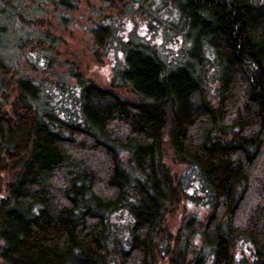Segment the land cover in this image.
Masks as SVG:
<instances>
[{"label":"trees","instance_id":"1","mask_svg":"<svg viewBox=\"0 0 264 264\" xmlns=\"http://www.w3.org/2000/svg\"><path fill=\"white\" fill-rule=\"evenodd\" d=\"M27 1L0 10L39 59L54 34ZM100 1L151 32L181 26L186 59L125 41L117 84L74 73L66 111L44 107L40 83L1 77L0 48V264H264V0ZM5 33L0 18V47ZM114 36L106 15L95 53Z\"/></svg>","mask_w":264,"mask_h":264},{"label":"rangeland","instance_id":"2","mask_svg":"<svg viewBox=\"0 0 264 264\" xmlns=\"http://www.w3.org/2000/svg\"><path fill=\"white\" fill-rule=\"evenodd\" d=\"M49 1L39 0V20L42 21L39 31H50L54 34L55 45L52 51L39 48V59L28 56L32 49L31 44H28L27 47L19 45L20 36L22 37L21 30L14 31V28L18 27L17 24L16 27L14 24L11 25V21H8L4 12L1 13L0 10V18L6 29L0 48L6 55L8 66L11 67L13 73L7 77L4 75L1 77L10 81L24 76L43 85L45 93L42 101L45 103V108H49L51 103H63L66 111L67 108H73L72 98L69 99L67 96L59 98L58 94L60 92L66 94L65 91L77 84V76L74 73H79L100 87L107 88L112 83L117 84L114 77L118 73L120 64L116 62V58H124L125 47L123 44L130 39L135 42L138 39V41L154 45L157 52L170 63H176L177 59H186L185 50L190 47L191 40L190 36L184 37V34L179 32L181 30L179 25H173L170 29L159 23L156 24L158 27L156 31L151 32L153 28L150 29L147 22L138 18H135L136 21L132 20L127 15L121 17L118 14L119 11L104 9L100 0H72V4L67 5L66 10L60 11H56L52 5L47 4ZM24 3L23 6L18 0H14L12 9L17 8V11L23 14L24 11H28L31 2L26 0ZM10 7L7 6L9 9ZM106 15L111 16L115 36L109 43V50L103 49L96 54L93 40L94 30ZM176 15V10L171 12L172 18ZM141 54V52L135 53L134 57L137 61L145 57ZM131 81L133 83V80ZM116 89L122 92L124 97L133 96L130 91L128 93L119 87ZM78 92V89L72 91L77 95ZM182 168L181 166L180 168L176 167L179 172ZM188 206L191 208L192 205L188 204ZM235 253H240L238 247L235 248Z\"/></svg>","mask_w":264,"mask_h":264}]
</instances>
